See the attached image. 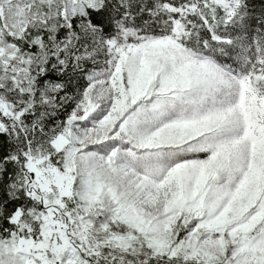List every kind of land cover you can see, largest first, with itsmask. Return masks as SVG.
<instances>
[{"label":"snow or ice","instance_id":"obj_1","mask_svg":"<svg viewBox=\"0 0 264 264\" xmlns=\"http://www.w3.org/2000/svg\"><path fill=\"white\" fill-rule=\"evenodd\" d=\"M0 264H264V0H0Z\"/></svg>","mask_w":264,"mask_h":264}]
</instances>
